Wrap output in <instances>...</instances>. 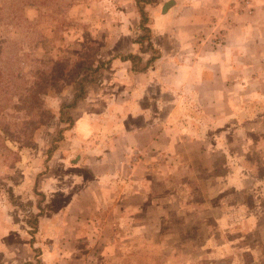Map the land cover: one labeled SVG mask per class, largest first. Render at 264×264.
<instances>
[{"label": "crops", "instance_id": "obj_1", "mask_svg": "<svg viewBox=\"0 0 264 264\" xmlns=\"http://www.w3.org/2000/svg\"><path fill=\"white\" fill-rule=\"evenodd\" d=\"M156 2L145 6L154 50L139 37L134 46L138 49L126 55L118 53L112 64L115 76L108 86L110 80L100 86L112 91L105 94L103 90L88 101L91 107L87 112L78 119L73 117L75 124L69 129L77 126L72 131H79L82 151L86 149L91 158L87 161L84 155L80 163L66 160L55 167L78 168L86 174L82 181H67L66 190L56 187L54 248L50 245L59 255L56 264H112L114 257L109 253L97 258L95 253H80V249L98 246L112 251L123 244L132 248L142 230L140 213L152 218L156 200L172 198L156 195L151 184L154 177H164L165 157L173 159L174 152L180 151L179 144L185 148L196 145L195 156L211 161L212 175H205V181L201 178L203 185L208 181L214 186L231 175L232 169H239L237 183L230 185L229 193H217L212 209H193L200 223L204 212L212 214L215 231L210 237L221 244L211 247L210 253L217 255L220 247L234 251L229 256L222 252L221 258L208 254L211 262L262 264L264 237L257 242L259 251H248L247 245H242L243 251L235 250L238 244L248 243L254 232L264 234V154L256 151L264 148V109L253 116L250 106L261 102L264 107V80H255L259 89L253 90L251 80L245 78L257 65L255 77L264 73V0H251L252 14L241 8L239 0ZM142 55L148 57L145 65ZM118 84L125 88L118 91ZM87 99L85 95L83 104ZM82 126L88 132H82ZM222 131H227L225 147L214 139ZM231 131L242 132L232 138ZM251 132L256 141H250ZM236 150L243 151L242 157ZM234 156L240 161L231 162ZM195 161L197 165L199 160ZM171 167L169 163L168 170ZM53 179L62 185L68 177L57 174ZM193 183L200 184L197 180ZM186 210L188 206L179 212ZM214 210L219 214L216 220ZM46 220L42 217V226ZM146 224L148 231L151 224ZM87 231H92L90 242L82 239L84 233V238L88 236ZM123 233H128L124 239ZM127 238L129 242H124ZM85 242H89L87 247ZM76 251L80 255H75Z\"/></svg>", "mask_w": 264, "mask_h": 264}, {"label": "rangeland", "instance_id": "obj_2", "mask_svg": "<svg viewBox=\"0 0 264 264\" xmlns=\"http://www.w3.org/2000/svg\"><path fill=\"white\" fill-rule=\"evenodd\" d=\"M137 1L0 0V264H56L59 255L52 251L56 187L66 190L67 181H82L86 174L78 168L55 167L66 160L80 163L84 155L87 161L91 158L86 149L85 154L82 151L84 144L77 136L79 131H72L77 126L69 129L61 122V107L74 99L76 84L84 78L88 99L84 104V100L80 101L74 110H64L75 119L91 107L89 100L97 98L103 90L105 94L112 91L100 86L110 80L108 86L115 76L113 61L118 53L126 55L138 49L134 46L143 33L139 29L141 16ZM147 59L142 55L143 65ZM256 67L257 70L260 66ZM256 70L245 73L253 90L259 89L255 80H264L263 72L255 77ZM118 85V91L125 88ZM261 105V102L250 105L253 116L264 109ZM86 129V126L80 128L82 132H88ZM226 132L214 137L221 147L226 145ZM237 132L242 131H231V137ZM256 140L251 132L250 141ZM56 147L48 160V151ZM178 147L180 151L174 152L173 159L165 157L164 177H154L151 184L156 195L163 193L172 198L156 200L150 213L152 218L140 213L142 230L135 236V245L126 248L123 244L112 249L113 252L96 246L80 249V253H95L97 258L109 253L114 257L112 264H228L212 263L208 255L221 258L222 252L226 256L234 253L230 247H220L217 255L210 253L211 247L221 244L210 237L215 231L212 214L204 212L200 223L193 209H212L217 193H229L230 185L237 183L239 169H232L231 175L219 179L214 186L208 181L203 185L205 175H212L211 161L208 157L195 156L196 145ZM256 151L264 154V148ZM234 152L240 156L243 151ZM240 159L230 158L231 162ZM195 160H199L197 165ZM169 163L173 167L168 170ZM57 174L67 176L68 180L62 185L55 184L53 177ZM164 179L173 183L169 185ZM194 180L200 184L195 185ZM201 202L204 203L200 205ZM184 206L189 211L180 213ZM213 216L215 220L219 216L216 210ZM42 217L47 218L43 226ZM146 223L151 224L148 231ZM198 224L205 226L200 228ZM87 232L88 236L84 238V233L82 239L88 238L90 242L92 231ZM125 234L128 233H123V239ZM261 234L254 232L247 238L248 243L238 244L235 251H243L242 245H247L248 251H259L257 242L264 237ZM41 241L47 245L40 244ZM89 242H85L86 247ZM80 253L76 251L75 255ZM260 255L264 264V254Z\"/></svg>", "mask_w": 264, "mask_h": 264}, {"label": "trees", "instance_id": "obj_3", "mask_svg": "<svg viewBox=\"0 0 264 264\" xmlns=\"http://www.w3.org/2000/svg\"><path fill=\"white\" fill-rule=\"evenodd\" d=\"M153 1H155V0H138L137 1L138 10L140 12V16L142 19L141 24H140V28H141L142 32L144 33L140 37V40H141L142 44L145 43V41H148V43H149L148 49L149 50H154V48H153L152 43L149 41V37H148L149 29L147 28V24L149 22V18H148V13L145 11V6L148 4H151ZM86 82H87L86 78H84L82 81H78L76 84V87H75L74 99L69 104H66V103L62 104L60 120L62 123L67 124L69 126L68 128H72L74 126L75 120H74L73 116L68 115V113H65L64 110L67 108H70V109L77 108L79 102L84 99ZM56 149H57V147L54 149H50L48 151L49 152L48 160H50L53 151Z\"/></svg>", "mask_w": 264, "mask_h": 264}, {"label": "built area", "instance_id": "obj_4", "mask_svg": "<svg viewBox=\"0 0 264 264\" xmlns=\"http://www.w3.org/2000/svg\"><path fill=\"white\" fill-rule=\"evenodd\" d=\"M240 1V5H241V8L243 10H246L248 13H251L253 12V9H252V4H251V0H239Z\"/></svg>", "mask_w": 264, "mask_h": 264}]
</instances>
